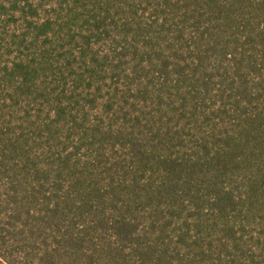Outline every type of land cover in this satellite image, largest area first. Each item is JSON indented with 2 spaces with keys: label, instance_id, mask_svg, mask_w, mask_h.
Returning a JSON list of instances; mask_svg holds the SVG:
<instances>
[{
  "label": "trees",
  "instance_id": "obj_1",
  "mask_svg": "<svg viewBox=\"0 0 264 264\" xmlns=\"http://www.w3.org/2000/svg\"><path fill=\"white\" fill-rule=\"evenodd\" d=\"M0 264H264V0H0Z\"/></svg>",
  "mask_w": 264,
  "mask_h": 264
}]
</instances>
